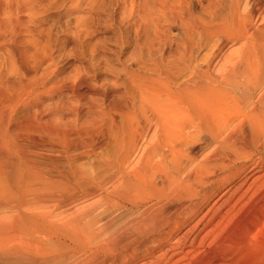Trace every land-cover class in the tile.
<instances>
[{
	"label": "bare ground",
	"instance_id": "obj_1",
	"mask_svg": "<svg viewBox=\"0 0 264 264\" xmlns=\"http://www.w3.org/2000/svg\"><path fill=\"white\" fill-rule=\"evenodd\" d=\"M4 1L0 264H264V0H208L200 59L134 56L127 106Z\"/></svg>",
	"mask_w": 264,
	"mask_h": 264
},
{
	"label": "rangeland",
	"instance_id": "obj_2",
	"mask_svg": "<svg viewBox=\"0 0 264 264\" xmlns=\"http://www.w3.org/2000/svg\"><path fill=\"white\" fill-rule=\"evenodd\" d=\"M166 1L170 6L176 3L174 6L178 7L170 9L167 5L169 6L167 8ZM178 1L185 3L178 4ZM178 1L23 0L22 2L26 7L25 20L30 23L33 21L31 25L37 26L38 36L43 39L46 52L41 56H51L54 60L52 70L70 76L88 72V69L92 68L98 72V80L94 82H98L101 92L108 87L107 100L110 101L114 94L121 90L124 95L122 104L127 106L131 105V96L137 98L136 90L131 83V71L145 73L135 64L131 67L134 56L161 51L172 54L180 51L179 49L188 48V45L189 50L194 51L199 59L210 51L208 44L202 43L200 47L198 46L201 42L200 35L193 27L194 21L198 24L204 19L203 6L208 0ZM188 24L192 25L190 28H193V33L192 29H188ZM5 46L1 49L3 52L0 51L2 58H6L10 50L7 44ZM235 47L237 46L230 47L229 51L234 50ZM45 67L43 63L37 69L38 76L44 73ZM118 70L121 74L117 73ZM34 73L30 74L33 76ZM112 74L114 77L117 75L116 79ZM112 78L117 82H112ZM110 80L115 84H110ZM83 117L85 119V116ZM88 161L90 162L88 158H84L80 162L88 166Z\"/></svg>",
	"mask_w": 264,
	"mask_h": 264
}]
</instances>
